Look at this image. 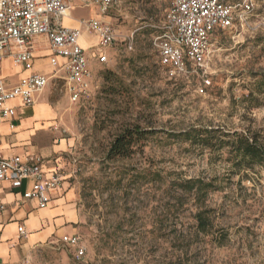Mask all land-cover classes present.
<instances>
[{
	"label": "rangeland",
	"instance_id": "rangeland-1",
	"mask_svg": "<svg viewBox=\"0 0 264 264\" xmlns=\"http://www.w3.org/2000/svg\"><path fill=\"white\" fill-rule=\"evenodd\" d=\"M119 1L107 18L119 34L107 49L109 63L90 61L94 92L72 103L64 82L53 80L37 105L46 117L33 107L18 110L34 145L62 143L50 158L68 182L74 220L43 242L19 239L5 264H264V163L241 155L236 136L264 149V0H253L247 26L217 33L204 68L213 83L206 95L196 92L202 72L175 82L159 64L152 38L170 1ZM93 12L78 8L73 15L88 20ZM89 52L97 55V46ZM34 68L55 73L46 58ZM19 72L10 59L0 63L9 83ZM132 128L142 135L133 152L110 159L117 137ZM198 131L211 132L209 141ZM189 180L212 188L205 195L185 191ZM202 209L211 222L206 232L196 218ZM73 233L87 248L82 259L61 241Z\"/></svg>",
	"mask_w": 264,
	"mask_h": 264
},
{
	"label": "built area",
	"instance_id": "built-area-1",
	"mask_svg": "<svg viewBox=\"0 0 264 264\" xmlns=\"http://www.w3.org/2000/svg\"><path fill=\"white\" fill-rule=\"evenodd\" d=\"M74 0H0V63L8 59L25 74L18 82H7L0 74V217L7 210L4 191L13 195L14 204L21 208L30 204L33 210L46 208L64 185L60 170L51 169L49 161L34 148L22 154H6L2 148L1 125L8 123L15 131L18 109L31 108L38 102L56 77L35 71L38 54L48 52L46 58L55 68V75L63 72V88L72 103L85 100L97 88L90 61L97 56L99 64L109 63L107 49L119 40L108 13L120 7L119 0H91L100 16L81 21V27L98 39V54H92L80 43L82 28L61 24ZM163 20L156 26L152 44L159 62L171 80H190L203 73L196 88L206 95L213 86L204 75L209 64L216 35L249 24L254 11L253 0H169ZM18 234L28 239L25 226H18ZM61 241L74 250L75 257L87 254L77 233L62 235ZM1 264V244H0Z\"/></svg>",
	"mask_w": 264,
	"mask_h": 264
},
{
	"label": "crops",
	"instance_id": "crops-1",
	"mask_svg": "<svg viewBox=\"0 0 264 264\" xmlns=\"http://www.w3.org/2000/svg\"><path fill=\"white\" fill-rule=\"evenodd\" d=\"M91 7L94 9L91 18L99 17V9L97 7L96 9L95 6L91 4V0H78L77 3L74 0L70 5L69 15L61 19V24L65 27L70 28H82L81 21H83L84 19L74 17L73 11L78 8ZM87 36H91V40L87 41L89 42L88 45L82 42V38H86ZM95 37V35L89 34L85 30V28H82V38L80 43L84 47V49L90 51L94 44L96 46L98 45V39H96L97 37ZM92 39L95 40V42H92ZM47 55H49V53L45 52L42 54H38L36 57H38V59L46 58ZM25 74L27 73L20 68V72L18 73L19 79ZM63 75L64 73L60 71L57 75L52 74L50 76L61 78ZM56 78L53 80L57 81L58 79ZM19 79L17 80V82L19 81ZM37 105L38 103L33 107V109H31L33 111L35 110L33 114L36 113L42 118L46 117V115L44 114L45 110L43 111L42 109L44 106L39 105L37 107ZM21 110L25 112L26 110L30 109ZM23 119L21 121V118L17 117L15 121L16 129L14 132L11 131L8 123H3L1 125V131L2 128H5V131H2V148L4 149V152L6 154H22L29 148H34L38 153H40L49 161V167L51 169L61 170L58 160L54 162L50 157H52L54 153L58 152V150L62 146V143L49 147L47 150L34 145L31 139L32 131L28 128L21 130L22 123H24ZM41 127L46 128V126H44L43 124H41ZM9 131H11L12 133L9 134ZM13 136L17 137L18 139L9 142L8 138H11ZM63 178V188L54 195L53 201L46 208L41 210H33L30 204H26L23 207L18 208L14 204L15 198L13 197V195H11L7 190L4 191V198L8 206L4 215L0 217L1 264L6 263L7 257L10 255V253H13L15 251L17 243L19 242V239H21L18 234V226L23 225L26 227L28 231V241L25 245H28L43 242L50 238L54 233L56 234L61 231L66 232V227L68 226L67 224L73 223L74 214L72 210H70V205L68 204V201L71 200L73 197L71 193L68 192V187L66 186L68 182H66V178L64 176Z\"/></svg>",
	"mask_w": 264,
	"mask_h": 264
},
{
	"label": "trees",
	"instance_id": "trees-1",
	"mask_svg": "<svg viewBox=\"0 0 264 264\" xmlns=\"http://www.w3.org/2000/svg\"><path fill=\"white\" fill-rule=\"evenodd\" d=\"M156 51V50H155ZM160 64V62H159ZM161 66V64H160ZM163 69V67L161 66ZM164 73L165 70L163 69ZM166 74V73H165ZM167 76V75H166ZM168 77V76H167ZM171 80V79H170ZM175 82H180L183 80H173ZM211 134V132H205V131H198L199 136H203L204 142H208V136ZM141 133L137 131L136 129H127L124 131L113 143V145L110 148L109 151V158H116V157H128L133 152V146L137 142L138 139H140ZM186 136L187 140H192V133L186 132L184 134ZM237 138V151L243 155L245 158L250 159L254 163L262 164L264 163V149L260 145L257 144V142L253 139H249L245 137L244 135H238ZM207 138V139H205ZM208 143H205V145ZM187 187H185V191H196L198 195H205L211 188L212 185L210 183H205L201 180H189L187 182ZM208 214V211L206 209H202L200 212L197 213L196 218L198 221V227L200 231L206 232L211 226V222L209 220V217L206 216Z\"/></svg>",
	"mask_w": 264,
	"mask_h": 264
},
{
	"label": "bare ground",
	"instance_id": "bare-ground-1",
	"mask_svg": "<svg viewBox=\"0 0 264 264\" xmlns=\"http://www.w3.org/2000/svg\"><path fill=\"white\" fill-rule=\"evenodd\" d=\"M69 15V13L67 14V16ZM81 38H82V36L80 37V41H81ZM96 38V37H95ZM97 39V38H96Z\"/></svg>",
	"mask_w": 264,
	"mask_h": 264
}]
</instances>
